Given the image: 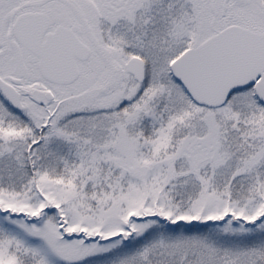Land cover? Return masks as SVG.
<instances>
[{"label": "snow or ice", "instance_id": "snow-or-ice-1", "mask_svg": "<svg viewBox=\"0 0 264 264\" xmlns=\"http://www.w3.org/2000/svg\"><path fill=\"white\" fill-rule=\"evenodd\" d=\"M0 264H264V0H0Z\"/></svg>", "mask_w": 264, "mask_h": 264}]
</instances>
